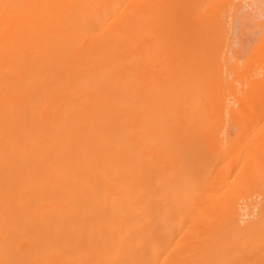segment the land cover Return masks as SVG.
<instances>
[{
  "label": "bare ground",
  "instance_id": "bare-ground-1",
  "mask_svg": "<svg viewBox=\"0 0 264 264\" xmlns=\"http://www.w3.org/2000/svg\"><path fill=\"white\" fill-rule=\"evenodd\" d=\"M0 264H264V0H0Z\"/></svg>",
  "mask_w": 264,
  "mask_h": 264
}]
</instances>
